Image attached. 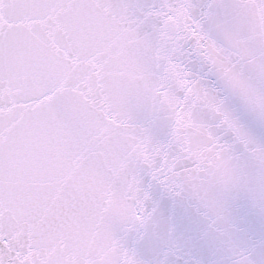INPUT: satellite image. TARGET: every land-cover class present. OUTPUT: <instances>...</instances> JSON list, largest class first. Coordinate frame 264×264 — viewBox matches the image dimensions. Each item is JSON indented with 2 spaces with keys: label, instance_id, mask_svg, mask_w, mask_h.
Segmentation results:
<instances>
[{
  "label": "snow or ice",
  "instance_id": "snow-or-ice-1",
  "mask_svg": "<svg viewBox=\"0 0 264 264\" xmlns=\"http://www.w3.org/2000/svg\"><path fill=\"white\" fill-rule=\"evenodd\" d=\"M0 264H264V0H0Z\"/></svg>",
  "mask_w": 264,
  "mask_h": 264
}]
</instances>
